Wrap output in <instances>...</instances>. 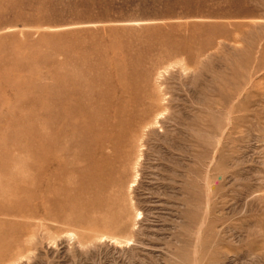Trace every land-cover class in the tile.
<instances>
[{
	"label": "rangeland",
	"instance_id": "374dc122",
	"mask_svg": "<svg viewBox=\"0 0 264 264\" xmlns=\"http://www.w3.org/2000/svg\"><path fill=\"white\" fill-rule=\"evenodd\" d=\"M0 264H264V0H0Z\"/></svg>",
	"mask_w": 264,
	"mask_h": 264
},
{
	"label": "bare ground",
	"instance_id": "6f19581e",
	"mask_svg": "<svg viewBox=\"0 0 264 264\" xmlns=\"http://www.w3.org/2000/svg\"><path fill=\"white\" fill-rule=\"evenodd\" d=\"M91 104V103H90ZM95 105V104H94ZM91 106L86 112L89 114V119H90V122H92L93 124H95L96 122H98V119L96 118V116H95V114H94V109L96 108L95 106ZM89 107V106H88ZM65 107H63V106H60V105H56L54 108H53V110H52V112L54 113V114H56V113H58V111H60L61 109L63 110ZM73 108V107H72ZM80 108V107H79ZM71 110V109H70ZM72 111V113H74L75 115H78L79 113H80V111H81V109H80V111H78L77 109H72L71 110ZM139 116V112L137 111V110H132V116ZM71 123L69 122V125H70ZM46 126V125H45Z\"/></svg>",
	"mask_w": 264,
	"mask_h": 264
}]
</instances>
